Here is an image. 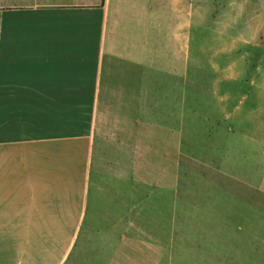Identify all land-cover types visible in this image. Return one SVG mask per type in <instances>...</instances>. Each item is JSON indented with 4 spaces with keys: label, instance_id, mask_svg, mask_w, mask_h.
Instances as JSON below:
<instances>
[{
    "label": "crops",
    "instance_id": "crops-1",
    "mask_svg": "<svg viewBox=\"0 0 264 264\" xmlns=\"http://www.w3.org/2000/svg\"><path fill=\"white\" fill-rule=\"evenodd\" d=\"M199 9L0 0V264H264L246 233L185 213L183 199L132 197V156L176 141L180 172L185 126L215 125L217 111L218 126L241 129L210 137L229 152H210L212 173L230 191H264V57L252 71L246 50L234 61L231 25L204 23ZM234 140L251 152L232 155ZM208 200L258 205L241 194Z\"/></svg>",
    "mask_w": 264,
    "mask_h": 264
},
{
    "label": "rangeland",
    "instance_id": "rangeland-1",
    "mask_svg": "<svg viewBox=\"0 0 264 264\" xmlns=\"http://www.w3.org/2000/svg\"><path fill=\"white\" fill-rule=\"evenodd\" d=\"M194 1L195 8H200L202 22H220L231 25L230 30L226 32L230 33L232 37L234 61L239 58L241 49L246 50L244 59L249 64V71L255 70L257 59L264 57V0ZM213 31L219 32L220 30ZM246 78L247 82L243 84V87L248 84L247 88L251 89L255 86V73H246ZM250 94H252V90H250ZM249 115L255 118L256 111H252ZM214 117H216V120L213 121L215 125L185 126V146L184 153H180V172H178L177 165L176 141H169L167 150L165 145L163 147L162 142H154L151 158L136 159L132 156V197L144 198L152 192L154 196L163 194L169 199H183L182 207L185 213H192L193 207L198 209L201 214L210 213L216 219L218 230L238 228L247 234L241 239L243 244L258 245L264 252V191L245 190L242 193L226 189L225 182L228 181L230 184L232 181L212 173L214 167L209 162L211 151L217 156V160L221 151H225L223 154L229 153L228 151L226 153L227 147L218 149L219 152H215L214 147H210V137L214 132L223 129L224 132L227 130L234 134L241 127L218 126L223 117L221 111H217ZM253 124L255 125L254 122ZM247 128L255 127L249 125ZM231 133L229 134L231 135ZM225 136L226 134L224 138ZM248 137L251 138L250 135ZM219 139L217 143L223 145V137ZM230 147L232 155H236V153L240 155L242 152H251L252 150V147L247 144L242 145V140L232 141L228 146L229 150ZM183 156L184 160L182 161ZM232 160L236 161L237 159ZM137 162L140 167L137 166ZM242 166L245 167L244 163ZM229 193L230 195H228ZM238 194L248 197L250 200H257L258 205L250 207L225 206L221 203L213 205L208 200L210 198L224 199L227 196L234 198ZM231 218L241 221H227Z\"/></svg>",
    "mask_w": 264,
    "mask_h": 264
}]
</instances>
